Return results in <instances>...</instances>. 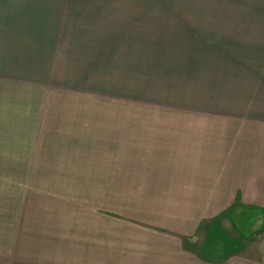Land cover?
Segmentation results:
<instances>
[{
    "label": "crops",
    "instance_id": "crops-1",
    "mask_svg": "<svg viewBox=\"0 0 264 264\" xmlns=\"http://www.w3.org/2000/svg\"><path fill=\"white\" fill-rule=\"evenodd\" d=\"M15 2L0 264H264V0ZM235 208L260 242L227 230ZM211 226L239 247H208Z\"/></svg>",
    "mask_w": 264,
    "mask_h": 264
},
{
    "label": "rangeland",
    "instance_id": "rangeland-1",
    "mask_svg": "<svg viewBox=\"0 0 264 264\" xmlns=\"http://www.w3.org/2000/svg\"><path fill=\"white\" fill-rule=\"evenodd\" d=\"M6 1L7 0H0V4L6 3ZM9 1L11 3L12 8L13 9H17L14 6L15 5L14 3H16L15 0H9ZM16 1L18 3H23V2H25L27 0H16ZM183 37L186 40H188V39L189 40H192V44H189V45H192V48L191 49L196 51L198 44L197 43H193L195 40H193V38L189 34H186ZM185 49H187V44H183V45L176 46L175 56L178 57L182 53V51L185 50ZM179 86H183V85H179ZM164 93L168 94V97H169L170 101H160V102H170V103H174V102H177V101L181 102V100H183L184 98H192V99H197L198 98V92H197V90L196 91H192V92H184L182 90H172V91L164 92ZM160 110H161L160 113H167L168 110H170L173 113L174 110H182V107H180V106L179 107H177V106H173V107H163V108H160ZM237 210H239V208L232 209L228 213V216H227V218H228L230 216V214H233L232 215L233 218L230 217L231 223L233 224V226H232V224L230 223V221L228 219L227 220H226V218L224 219V221L226 222V224L227 225L229 224V227H228L227 230L229 232H232L233 233V236L236 237V238H238V240L244 241L245 239H248L249 238V241L251 240V241H258V242H260L262 240V231L260 229L261 220L258 219V218L251 220L252 214H248L246 212L235 213ZM209 237H212V238L209 241L210 244L207 245L208 247L215 246V245L216 246L223 247V246H221L222 242L219 241V239H218L220 237V235H219V232H218V230H217L216 227L211 226V227L208 228L207 239ZM230 240L231 239H229V241L224 240V243L222 245L225 246V242H228L226 244V246H228L229 249L231 251H233V250L237 249V247H239V243L234 242L233 239L231 241ZM206 254H210V253L206 252Z\"/></svg>",
    "mask_w": 264,
    "mask_h": 264
}]
</instances>
